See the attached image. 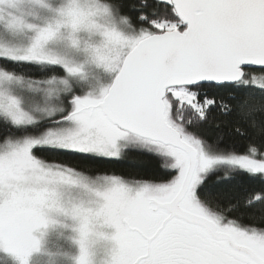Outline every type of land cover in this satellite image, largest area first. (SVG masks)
Here are the masks:
<instances>
[{
	"label": "snow or ice",
	"instance_id": "1",
	"mask_svg": "<svg viewBox=\"0 0 264 264\" xmlns=\"http://www.w3.org/2000/svg\"><path fill=\"white\" fill-rule=\"evenodd\" d=\"M246 66L264 70V0H0V250L28 264L58 213L76 264L101 242L104 264H264V218H230L264 204V74ZM129 149L171 178L61 159Z\"/></svg>",
	"mask_w": 264,
	"mask_h": 264
},
{
	"label": "trees",
	"instance_id": "2",
	"mask_svg": "<svg viewBox=\"0 0 264 264\" xmlns=\"http://www.w3.org/2000/svg\"><path fill=\"white\" fill-rule=\"evenodd\" d=\"M245 72L249 73L250 75L253 73L264 74V70L256 68H247L245 69ZM228 95L234 94H226L224 96V102L228 103L229 106H233L236 101L228 99ZM257 100H259V97H257ZM238 150L244 151V148H240ZM61 159L67 160L69 163L81 169L87 166L91 170V174L93 175L117 174L127 179L133 180H159L161 178H171L170 176L165 177V173L158 164L157 158H155L152 154L136 149H129L127 151L126 156L120 160L98 159L95 161H84L71 156L61 157ZM215 181V176H210L208 178L207 186L208 190L211 192H216L222 187V185L217 184ZM261 187L262 186L259 183H246L243 188L237 191L236 196L238 199L241 200L243 204L245 202V198L254 195L256 192L261 191ZM243 211L245 212V215L242 219L239 218V213L230 214V218H238L240 223L245 224L247 226H261V218H264V204L254 203L250 208L243 209ZM248 213L253 214V217L251 219L247 215ZM51 220L58 221L62 225L60 227L61 231H58V233H60L62 237H54L51 241L56 239L60 242H64L70 235H78L76 231L77 224L66 220L60 221L52 218ZM65 234L68 235L65 236ZM36 235L39 239H41L40 232H37Z\"/></svg>",
	"mask_w": 264,
	"mask_h": 264
},
{
	"label": "rangeland",
	"instance_id": "3",
	"mask_svg": "<svg viewBox=\"0 0 264 264\" xmlns=\"http://www.w3.org/2000/svg\"><path fill=\"white\" fill-rule=\"evenodd\" d=\"M251 75H262L253 73ZM69 195L72 199H78L80 195L79 189H71ZM52 219L77 222L70 216L52 213ZM61 223L51 220V222L40 231V248L34 251L28 258V264H76V257L79 255V245L77 243L78 235H70L64 242L58 240L51 241L54 237H62L58 231H61ZM68 234H65V236ZM47 236V238H46ZM49 241V242H48ZM96 264H104L106 257V247L101 242L95 246ZM0 264H20V261L9 254L0 250Z\"/></svg>",
	"mask_w": 264,
	"mask_h": 264
},
{
	"label": "water",
	"instance_id": "4",
	"mask_svg": "<svg viewBox=\"0 0 264 264\" xmlns=\"http://www.w3.org/2000/svg\"><path fill=\"white\" fill-rule=\"evenodd\" d=\"M247 68H256V69H261L259 66H246V67H245V69H247ZM245 69H244V70H245Z\"/></svg>",
	"mask_w": 264,
	"mask_h": 264
}]
</instances>
